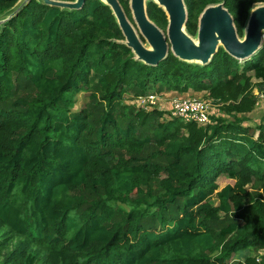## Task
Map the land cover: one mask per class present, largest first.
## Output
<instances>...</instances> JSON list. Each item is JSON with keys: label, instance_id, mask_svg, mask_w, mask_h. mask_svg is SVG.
I'll return each mask as SVG.
<instances>
[{"label": "trees", "instance_id": "trees-1", "mask_svg": "<svg viewBox=\"0 0 264 264\" xmlns=\"http://www.w3.org/2000/svg\"><path fill=\"white\" fill-rule=\"evenodd\" d=\"M17 1L0 0V15ZM219 2L242 36L264 0H184L186 32ZM146 13L166 29L152 0ZM122 40L101 0H30L0 24V264H264L246 254L264 248V114L245 118L264 84V44L243 61L220 46L205 65L170 50L148 65ZM189 91L230 118L202 125L125 102Z\"/></svg>", "mask_w": 264, "mask_h": 264}, {"label": "water", "instance_id": "water-1", "mask_svg": "<svg viewBox=\"0 0 264 264\" xmlns=\"http://www.w3.org/2000/svg\"><path fill=\"white\" fill-rule=\"evenodd\" d=\"M30 0H18L17 3L1 14L0 24L15 15ZM49 6L78 9L85 0H37ZM108 5L115 16L124 36L121 42L129 47L134 59L148 65H157L170 50L178 59L188 63L205 65L221 46L232 57L243 61L249 59L262 44L264 34V3L254 5L240 39L230 12L223 2L207 5L198 17L196 38L185 30L187 12L184 0H152L167 15L166 34L146 13L145 0H129L131 18L140 34L149 46H145L133 28L129 18L118 0H101Z\"/></svg>", "mask_w": 264, "mask_h": 264}, {"label": "rangeland", "instance_id": "rangeland-1", "mask_svg": "<svg viewBox=\"0 0 264 264\" xmlns=\"http://www.w3.org/2000/svg\"><path fill=\"white\" fill-rule=\"evenodd\" d=\"M148 1H151V0H145V3H147ZM256 4H259V3H255L254 5H256ZM129 20H130L133 28L135 29L136 33L140 37L141 41L143 42V44L145 46H149V44L146 41V39L141 36V34H140V32H139L134 20L132 18L131 19L129 18ZM162 31L164 32V34H166V29L165 30L162 29ZM243 35H244V31H243ZM243 35L239 36V38L242 39ZM195 36H196V34L195 35H191V37L194 38V39L196 38ZM263 44H264V35L262 37L261 46ZM247 74H248V80L251 83H258V82L261 81V78H257L256 77L255 72L249 71ZM257 89L262 91L263 94H264V84H261V85H259L256 88L254 87L253 90H252L253 94L256 93ZM174 98H179V99L197 98V99H201L202 101H206V102L208 101L209 102L208 104H209V117H210V120H211V117L220 116V115L230 118V116L227 115L223 110H221L220 107L212 104V102L209 101L206 98V93L203 92V91H201V92L189 91V92H185V93H175V92L160 93V94H158V97H157V100H156V104L153 105L152 107H158V108L162 109L165 112H170V103H171L172 99H174ZM85 99H86V97H85L84 93H79L77 95V97H76L75 108H79L81 106V104L85 101ZM125 102L136 105L135 98L130 97V96H126L125 97ZM263 114H264V96L261 97V98L259 96H256V103L254 105V109L250 113H247L245 115L246 116L245 118H247L246 123H250V124H253V125L260 123L261 120H262ZM256 134H257V131L255 132V135ZM217 182L222 187V186H224L226 184L233 183V180L229 179L226 175H220L218 177V179H217ZM212 202H213V204H217V200L215 198L212 199ZM5 249L0 250V262L2 261L4 255L6 253ZM246 254H249V255H252V256L255 255L257 258H260L261 255H264V248H260V249H258L256 251H254L252 249ZM246 254L244 252H240V253H238L236 255V257L242 259Z\"/></svg>", "mask_w": 264, "mask_h": 264}, {"label": "built area", "instance_id": "built-area-1", "mask_svg": "<svg viewBox=\"0 0 264 264\" xmlns=\"http://www.w3.org/2000/svg\"><path fill=\"white\" fill-rule=\"evenodd\" d=\"M254 95L260 98L264 96L259 89L256 90ZM157 97L156 94L140 95L135 100L139 107L149 108L156 104ZM208 103V101H202L197 98H174L170 103V114L172 117H177L185 122L193 121L206 125L210 123Z\"/></svg>", "mask_w": 264, "mask_h": 264}]
</instances>
